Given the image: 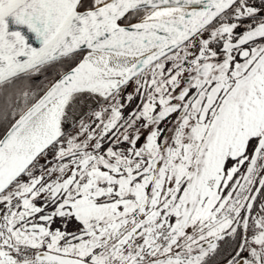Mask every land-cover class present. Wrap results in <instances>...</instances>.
Returning a JSON list of instances; mask_svg holds the SVG:
<instances>
[{"label":"snow or ice","instance_id":"obj_1","mask_svg":"<svg viewBox=\"0 0 264 264\" xmlns=\"http://www.w3.org/2000/svg\"><path fill=\"white\" fill-rule=\"evenodd\" d=\"M0 264H264V0H0Z\"/></svg>","mask_w":264,"mask_h":264}]
</instances>
